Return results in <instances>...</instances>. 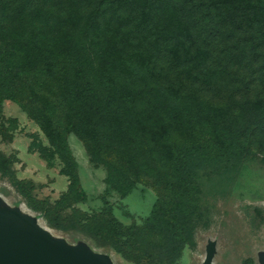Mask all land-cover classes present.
<instances>
[{"label": "trees", "instance_id": "1", "mask_svg": "<svg viewBox=\"0 0 264 264\" xmlns=\"http://www.w3.org/2000/svg\"><path fill=\"white\" fill-rule=\"evenodd\" d=\"M86 1L0 0V112L16 101L41 126L49 145L35 136L32 147L61 167L69 194L81 186L69 131L105 164L111 188L121 191V169L143 181L158 165L144 222L100 212L87 226L175 260L201 214L193 167L248 153L264 119V0H100L102 11L85 14Z\"/></svg>", "mask_w": 264, "mask_h": 264}, {"label": "rangeland", "instance_id": "2", "mask_svg": "<svg viewBox=\"0 0 264 264\" xmlns=\"http://www.w3.org/2000/svg\"><path fill=\"white\" fill-rule=\"evenodd\" d=\"M86 2L81 11L98 12L100 0L97 5L94 0ZM111 16V9L106 10V20ZM253 124L258 130L248 153L226 152L193 167L201 214L193 243L175 260L149 258L138 253L130 241L125 242V236L101 239L90 234L87 226L88 218L100 212H111L124 227L144 222L158 197L153 185L157 177H151L161 173L158 165L152 170L143 168V181L134 179L136 173L121 169L122 177L126 176L121 191L111 188L105 164L92 156L84 140L69 131L67 142L78 163L81 184L75 194H69V179L61 167L50 164L32 147L35 136L49 145L46 134L13 100H5L0 112V210L19 208L23 214L37 217V223L55 237L70 244L83 240L95 252L109 254L114 264H202L210 241L216 242L213 264H261L264 119ZM218 151L214 147L212 156ZM131 181L135 185L128 190Z\"/></svg>", "mask_w": 264, "mask_h": 264}, {"label": "water", "instance_id": "3", "mask_svg": "<svg viewBox=\"0 0 264 264\" xmlns=\"http://www.w3.org/2000/svg\"><path fill=\"white\" fill-rule=\"evenodd\" d=\"M17 206V205H16ZM19 207V206H17ZM216 242L210 241L202 264H213ZM264 264V252L259 255ZM0 264H114L109 254L92 250L83 240L70 244L19 208L0 210Z\"/></svg>", "mask_w": 264, "mask_h": 264}]
</instances>
